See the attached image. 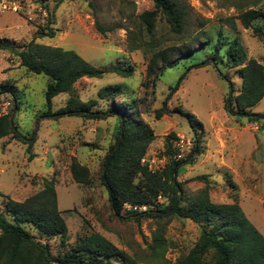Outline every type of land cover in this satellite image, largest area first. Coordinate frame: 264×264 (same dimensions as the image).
Returning a JSON list of instances; mask_svg holds the SVG:
<instances>
[{
	"label": "rangeland",
	"instance_id": "1",
	"mask_svg": "<svg viewBox=\"0 0 264 264\" xmlns=\"http://www.w3.org/2000/svg\"><path fill=\"white\" fill-rule=\"evenodd\" d=\"M10 1L19 8L16 12L0 11V38L12 40L20 47L34 40L73 50L95 67L115 63L133 66L130 77L108 73L101 78L77 80L71 91L53 97L52 110L64 106L69 97L83 102L94 100L92 109L106 110L111 102L99 99L97 91L106 85H121L122 93L116 102L136 101L137 112L154 135L141 163L151 171H162L168 162L164 146L167 135H175L176 158L184 157L192 145V132L185 117L174 111L155 117L154 111L168 98V109L179 106L202 123L200 152L191 164L181 168L177 177L185 193L191 195L202 188L203 182L195 177L207 175L211 184L210 200L214 203L236 202L264 236V118L257 123L249 122L245 117L229 115L223 108L230 87L222 74L228 77L234 94H237L241 85L237 69L226 67L222 57L216 66L211 63L192 66L206 59L212 48L209 45L207 52L195 49L181 57L178 64L165 69L155 84L147 87L144 85L145 67L150 52L146 47L129 50L128 32L139 37L138 16L152 8L151 0ZM178 1L187 11L186 35L206 30L215 37L220 28L223 38L237 37L247 57L256 59L264 69V40L243 28L239 19L251 5L264 10V0ZM96 21L111 30L100 33ZM154 24L155 40L161 46L176 42V36L160 15ZM48 31H52L53 36H47ZM147 38L142 35L140 39ZM47 82L46 76L26 71L15 55L0 50V103L10 102L8 113L3 117L11 114L17 131L26 137L36 129L30 148L31 160L26 143L10 135L0 138V208L2 196L22 201L41 189L44 177L53 176L57 208L65 220L68 237L65 245L58 237L47 241L40 239L47 242L52 255L64 254L78 237L95 232L137 258L139 264H145L144 261L152 264L154 261L148 248L155 232L164 240L166 263L174 264L195 244L199 235L196 225L189 219L176 217L142 218L139 221L115 218L99 175L104 154L115 138L117 118H38L45 108ZM177 82L178 88L172 91ZM251 111L264 114V97ZM73 159L89 171L84 184L75 183L71 177L69 166ZM157 203L166 206L168 200L158 196ZM130 210L125 207L122 211L128 213ZM26 229L39 238L31 226L26 225Z\"/></svg>",
	"mask_w": 264,
	"mask_h": 264
},
{
	"label": "trees",
	"instance_id": "2",
	"mask_svg": "<svg viewBox=\"0 0 264 264\" xmlns=\"http://www.w3.org/2000/svg\"><path fill=\"white\" fill-rule=\"evenodd\" d=\"M152 8L142 12L139 37L128 32L129 50L146 47L150 52L145 67V86H153L165 69L178 64L180 58L192 53L195 49L211 52L205 60L191 64L200 66L211 63L216 66L220 57L228 68L237 69L241 85L234 94L232 83L224 102V110L235 117H245L249 122L264 118L263 113H255L251 108L264 97L263 65L254 58H248L245 48L237 37L225 39L219 28L216 36L201 30L195 34H185L187 11L185 5L178 0H151ZM256 5V2L253 3ZM176 36V42L162 45L155 40L154 23L157 16ZM243 28L250 30L253 36L264 40V10L251 5L240 16ZM233 25V23L231 22ZM95 26L104 34L111 28L102 27L97 21ZM47 36H53L48 31ZM145 35L147 40H142ZM0 50L15 55L20 66L34 74H42L48 82L44 92V110L38 118L58 119L67 116H80L86 119H106L116 116L117 129L114 141L108 146L101 163L99 175L103 185L109 208L115 218L139 221L142 218L189 219L196 225L199 235L191 249L180 255L174 264H264V236L246 217L242 208L236 203H214L210 200V181L207 175H198L195 179L203 182V187L194 194L187 195L182 183L177 180L181 168L191 164L200 152L202 123L190 112L181 107L173 110L167 108V99L154 111L155 117L172 111L185 117L192 132V145L187 154L176 158L174 134L165 138V154L168 158L162 171H151L141 163L149 144L154 138L152 129L137 112L136 101L118 104L116 98L122 93L119 84L106 85L97 91V97L111 102L106 110L92 109L94 100L83 102L69 97L64 106L52 110V99L59 93L69 92L74 83L83 78H101L105 74L114 73L122 77L133 74V66L121 63L95 67L84 60L73 50L58 46H49L30 40L25 46H18L14 41L0 38ZM191 67V66H190ZM179 83L172 88L175 91ZM6 90V89H5ZM4 90V91H5ZM13 100L15 94L12 93ZM14 104L16 102L14 100ZM33 129L30 137L17 131L12 115L0 118V138L10 135L27 144L28 159L34 141ZM73 181L84 184L89 178L87 167L75 159L69 166ZM56 180L53 176L44 177L42 187L22 201L2 196L0 208V264H139V260L98 233L78 237L75 243L64 254L52 255L47 242L58 237L62 245L67 241V226L57 208ZM158 196L166 198L168 204L160 206ZM147 206L144 211L130 210L123 213L124 205ZM153 207H151V206ZM264 209V202H263ZM31 226L39 236L35 238L27 229ZM148 250L154 261L152 264H167L164 259L166 246L162 237L154 232L153 242ZM158 260V261H156ZM145 264H150L144 261Z\"/></svg>",
	"mask_w": 264,
	"mask_h": 264
},
{
	"label": "built area",
	"instance_id": "3",
	"mask_svg": "<svg viewBox=\"0 0 264 264\" xmlns=\"http://www.w3.org/2000/svg\"><path fill=\"white\" fill-rule=\"evenodd\" d=\"M19 6L15 2H11L10 0H0V11H6L11 10L13 12H16L18 10ZM10 106L9 101H3L0 103V118L5 116L8 113V109ZM189 143V142H188ZM180 157L181 155L178 154ZM126 207L127 210H141L145 209V206H131V205H124V208Z\"/></svg>",
	"mask_w": 264,
	"mask_h": 264
}]
</instances>
